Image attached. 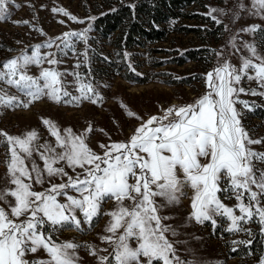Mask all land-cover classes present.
<instances>
[{"label":"snow or ice","instance_id":"snow-or-ice-1","mask_svg":"<svg viewBox=\"0 0 264 264\" xmlns=\"http://www.w3.org/2000/svg\"><path fill=\"white\" fill-rule=\"evenodd\" d=\"M10 4L20 7L15 0H0V21L9 18ZM252 5L256 11L251 14L264 19V0H252ZM235 7L243 11L246 6L238 0ZM52 11L84 22L63 8ZM240 11L232 12L233 23L240 19ZM211 12L229 14L226 9L213 8ZM213 19L222 23L216 16ZM224 27L229 30L228 25ZM90 31L91 26L83 32H66L57 37L63 47H55L67 56L66 49L75 52L72 38L87 44ZM241 32L258 34L264 45V27H242L228 41L235 53L242 51L237 46ZM54 44H38L33 54L25 52L0 65V84L15 88L27 98L9 95L0 88V107L27 109L44 98L77 104L83 99L92 103L103 99L92 83H84L79 72L59 71L55 66L62 61L55 52L41 53L42 48ZM242 48L248 55L240 57L239 67L231 62V54L217 53V66L205 77L208 90L191 103L172 105L162 115L144 120L121 102L126 115L136 119L138 126L126 140L100 144L102 154L89 146L91 124L77 133L72 128L61 130L55 122L44 119L55 143L43 144L38 143L36 130L23 136L0 130V144H6L9 153L8 171L0 184V264H79L77 250L81 247H86L98 264H194L177 254V245L185 241L170 238L180 232L165 223L174 217L163 214L183 199L191 200L192 209L185 223L210 222L215 227L217 217H223L230 221V232L244 231L242 222L254 217L264 225V168L259 166L264 164V152L252 147L264 144V137L253 138L242 124L243 109L254 111L258 106L240 99L241 94L264 97V52L247 41ZM82 55L87 59V50ZM44 63L53 67L43 68ZM31 65L41 67L39 76L29 74ZM67 75L74 76L79 96L67 90L63 79ZM251 82L257 88H252ZM64 97L71 99L64 101ZM237 104L242 109L238 110ZM56 179L62 182L56 183ZM36 185L43 190L37 191ZM229 199L238 203L228 206L223 201ZM108 201H114V207L103 212L102 206ZM103 215L110 217L106 234L100 236L112 249L108 255L101 254L108 252L107 248L53 238L61 230L91 229ZM40 251L46 258L37 255ZM260 264H264V257Z\"/></svg>","mask_w":264,"mask_h":264},{"label":"rangeland","instance_id":"rangeland-1","mask_svg":"<svg viewBox=\"0 0 264 264\" xmlns=\"http://www.w3.org/2000/svg\"><path fill=\"white\" fill-rule=\"evenodd\" d=\"M119 0H15V5H9L10 16L7 20L0 21V65L3 62L20 56L22 53L33 54L35 46L54 41L51 48H42L41 53L55 52L56 58L62 62L58 67L61 72H79L84 77V83H92L96 92L103 99L92 103L87 99L81 100L78 104L55 103L44 98L34 102L29 108H3L0 107V130L13 136H23L28 131L36 130L40 139L38 143L46 141L55 143V138L50 135L48 128L43 124L44 119L55 122L61 130L72 128L74 132H83L89 124L93 131L89 134V146L97 153L102 154L100 144H109L112 141L126 140L133 129L138 126V121L129 118L125 110L121 107V102L127 105L130 110L147 120L150 116L156 115L161 107L164 109L172 105H183L201 97L208 89L206 87V73L212 71L218 62L217 53L223 51L229 56L233 64L240 66L242 55H248L242 46L245 41L256 43L259 50L264 52V45L260 43V36L250 35L241 32L237 37V46L241 47L240 53H235L228 41L236 31L242 27L259 24L264 27V19L259 15H252L256 9L253 8L252 0H243L245 10L240 11L235 7L238 0H206V13L211 18L216 16L222 23V32L219 38L209 39L211 45V55L205 60H188L183 64L171 62L170 58L180 53L187 47H201L206 41L195 35L172 32L168 41L147 44L146 46H136L128 52V62L131 67L144 75L146 81L141 82L128 80L125 77V68L120 58L114 52L111 38L95 39L92 22L100 13L106 11L111 5L117 4ZM199 6V5H195ZM54 8H63L71 15L83 20L78 23L65 16L62 12H53ZM201 9V7H198ZM226 9L228 15H221L219 12L212 13L211 10ZM251 10V11H249ZM240 11V19L235 23L232 21V12ZM211 13V14H210ZM28 21V23H23ZM63 21V23H61ZM186 23H197L193 20H186ZM216 21V20H215ZM20 22V23H15ZM225 25L229 30H225ZM91 26L88 32V42L72 38L75 45V52L66 49L67 56L62 55L55 45L63 47L60 39L66 32H83ZM205 33V31H204ZM98 48L102 52L107 51L114 60L110 63L97 56L94 49ZM87 50V59L82 53ZM235 53V54H232ZM160 59H164L160 64ZM79 64V67L75 65ZM43 68L53 67L44 63ZM41 67L29 66V74L39 76ZM67 85V90L72 96H79L78 84L74 76L67 75L63 78ZM190 79L189 82H183ZM243 86L247 87V84ZM252 88H257L255 82H251ZM0 88L6 89L9 95H18L21 99H27L15 88L6 84H0ZM71 97H64L63 100H70ZM241 100H246L250 104L264 106V97L240 95ZM237 109H242V105L237 104ZM244 119L242 124L249 130L253 138L264 137V119L253 116L254 111L243 109ZM100 129L104 131L101 132ZM3 140V137H0ZM258 152H264V144L252 146ZM9 158L8 146L0 144V184L4 183L7 173V163ZM37 163L43 167V162L37 158ZM264 168V164L259 165ZM70 175H74L70 169ZM79 171V169H77ZM56 183L62 182L60 179ZM37 191L43 188L36 185ZM188 196L191 197V190ZM223 199V198H222ZM228 206H235L238 202L235 199L223 201ZM114 201H108L102 206L103 212L111 211ZM190 199H183L179 206L166 208L164 215L174 218L165 223L178 227L180 235L171 239L185 241L177 245L178 255L184 261H193L194 264H260L264 257V225L258 222V217L252 221L242 222L244 231L230 232L227 229L230 221L223 217H217V225L213 227L210 222L198 224L195 221L185 223V218L192 211ZM236 214L239 215L237 209ZM110 217L103 215L94 227L84 232L71 230H61L54 234V239L60 241H73L81 245L93 244L100 249H108L102 255H108L112 251L108 244L101 241L100 236L106 234L104 229ZM183 225V226H181ZM257 241L253 246V241ZM251 241V243H247ZM263 243L261 247L260 243ZM134 246V245H133ZM235 249V250H233ZM242 250L244 255H234V251ZM80 257L79 264H98L97 258L89 254L86 247L77 250ZM38 256L46 258V253L40 251ZM32 259V256L28 257Z\"/></svg>","mask_w":264,"mask_h":264},{"label":"trees","instance_id":"trees-1","mask_svg":"<svg viewBox=\"0 0 264 264\" xmlns=\"http://www.w3.org/2000/svg\"><path fill=\"white\" fill-rule=\"evenodd\" d=\"M199 5V6H195ZM198 7H201L199 9ZM206 0H119L106 11L100 13L92 22L95 39L111 38L117 57L125 68V77L130 81L144 82V75L135 71L128 62V52L136 46H146L168 41L172 32L199 36L204 42L201 47H187L170 58L171 62L183 64L188 60L201 61L211 55L212 47L209 39L219 38L221 26L206 13ZM186 20L197 23L192 25ZM205 31V33H204ZM97 56L113 63L108 52L94 49ZM164 59H160V64ZM185 79L183 82H189ZM253 116L264 119V106L258 105ZM257 242L253 241V246ZM261 247L263 243H260ZM234 255H244V251L236 250Z\"/></svg>","mask_w":264,"mask_h":264},{"label":"built area","instance_id":"built-area-1","mask_svg":"<svg viewBox=\"0 0 264 264\" xmlns=\"http://www.w3.org/2000/svg\"><path fill=\"white\" fill-rule=\"evenodd\" d=\"M163 110H164V108H163V107H161V108H160V110L157 112V114H156V115H162V114H163Z\"/></svg>","mask_w":264,"mask_h":264}]
</instances>
